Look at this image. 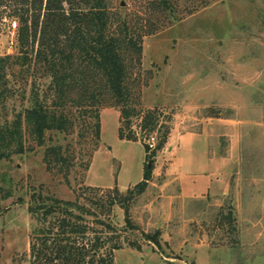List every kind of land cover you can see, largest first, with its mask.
Returning a JSON list of instances; mask_svg holds the SVG:
<instances>
[{"label":"rangeland","instance_id":"1","mask_svg":"<svg viewBox=\"0 0 264 264\" xmlns=\"http://www.w3.org/2000/svg\"><path fill=\"white\" fill-rule=\"evenodd\" d=\"M160 1L109 2L115 27L126 24L142 49L126 52L134 105L158 110L160 131L149 137L135 116L139 141L122 140L121 109L109 100L98 147L52 132L44 147L0 161V264H28L33 194L75 201L88 188L127 193L149 161L152 179L131 207L138 230L127 234L142 250L125 247L116 264H264V0ZM11 22L0 19V56L18 52ZM17 80V107L24 92L28 99L47 85L35 72L27 85ZM69 143L76 166L49 172L45 149ZM124 218L116 208L117 227ZM157 230L159 247L145 240Z\"/></svg>","mask_w":264,"mask_h":264},{"label":"trees","instance_id":"2","mask_svg":"<svg viewBox=\"0 0 264 264\" xmlns=\"http://www.w3.org/2000/svg\"><path fill=\"white\" fill-rule=\"evenodd\" d=\"M109 2L0 0V19L9 18L18 27L17 54L0 56V161L44 147L52 132L79 140L90 137L98 147L101 110L109 100L121 109L122 140L139 141L133 131L135 116H141V129L149 137L160 131V112H138L134 105L126 52L141 56L142 49L126 24L115 27ZM34 72L47 85L34 89L28 99L24 92L17 107L19 94L13 84L21 78L16 83L27 85ZM167 135L168 130L159 137L152 156L163 149ZM76 154L71 143L52 145L45 149L44 163L49 172L69 175ZM152 176L147 166L143 180L127 193L88 188L75 201L33 194L29 211L37 225L28 264H116V252L125 247L141 251L127 234L138 230L131 207ZM116 208L124 212L122 228L114 221ZM161 236L157 230L145 240L159 247Z\"/></svg>","mask_w":264,"mask_h":264},{"label":"water","instance_id":"3","mask_svg":"<svg viewBox=\"0 0 264 264\" xmlns=\"http://www.w3.org/2000/svg\"><path fill=\"white\" fill-rule=\"evenodd\" d=\"M143 147L145 148L146 155L149 156V155H150V152H151L152 149H153V146L144 143V144H143ZM148 167H149V169H152V161H149V163H148Z\"/></svg>","mask_w":264,"mask_h":264}]
</instances>
